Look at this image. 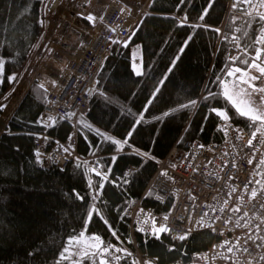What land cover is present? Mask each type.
Listing matches in <instances>:
<instances>
[{
  "label": "trees",
  "instance_id": "1",
  "mask_svg": "<svg viewBox=\"0 0 264 264\" xmlns=\"http://www.w3.org/2000/svg\"><path fill=\"white\" fill-rule=\"evenodd\" d=\"M233 3L151 0L125 42L114 43L98 74L88 111L76 126L78 154L88 163L89 159L90 163L98 161V171L104 176L96 175L80 160L66 169H48L38 161L35 134L46 132L66 141L74 129L62 119L48 127L39 123L48 90L37 79L32 80L0 134V264H57L69 239L82 231L85 237L97 235L104 245L126 248L131 254L113 253L121 259H113L111 264H138L136 256L142 263L139 254L155 264H200L192 254L208 247L213 240L210 232L188 235L178 243L161 234L159 239L152 233L137 234L134 244L124 212L143 196L158 164L178 141L220 143L224 122L248 132L255 130L222 97L202 100L209 91L221 92L216 78L224 76L229 58L235 57L233 46L239 45L237 55L245 50L254 55V46L262 48L254 45L264 26L253 18L258 9L238 5L234 11ZM50 4L51 0H0V57L6 61L0 93L7 77L19 72L34 54L44 32V11L53 12ZM244 7L253 17L239 10ZM233 37L238 38L236 42ZM136 62L139 75L134 69ZM234 66L246 67L239 61ZM191 100L198 101L195 107H180ZM212 107L228 110L230 120L218 118L210 111ZM2 112L0 108V117ZM142 112L143 121L135 126L128 144L117 151L112 140L127 138ZM130 166L133 172L128 175ZM142 204L162 216H167L171 207L170 202H158L150 191ZM93 208L99 215L93 212L89 220Z\"/></svg>",
  "mask_w": 264,
  "mask_h": 264
},
{
  "label": "built area",
  "instance_id": "2",
  "mask_svg": "<svg viewBox=\"0 0 264 264\" xmlns=\"http://www.w3.org/2000/svg\"><path fill=\"white\" fill-rule=\"evenodd\" d=\"M58 2L51 0V8L56 9ZM142 10H146V5ZM139 19L140 15H134L121 1L112 0L101 27L87 33L81 58L69 64L57 90L47 93L39 123L48 127L62 119L71 123L74 131L66 141L46 132L35 134L36 153H40L37 159L44 167L66 169L77 160L88 162L77 151V122L88 111L90 96L113 41L125 42ZM261 46L264 48V44ZM239 52L237 47L231 48L233 56ZM220 129L224 135L222 142L204 145L198 140H186L182 144L178 141L158 164L143 196L150 191L158 202H170L168 219L144 206L143 196L131 203L124 217L129 221L132 243L135 244L137 234L152 233L154 218L156 227L165 225L170 229L161 235L173 243L180 242L181 235L210 232L213 240L208 247L192 254L193 260L200 264H264L261 259L264 257V207H261L264 205V164L261 163L264 136L257 133L252 146H248L252 131L229 122L222 123ZM64 148H69V152ZM91 164L96 171L101 166L98 161ZM132 172L130 166L126 173ZM253 189L257 193L255 198H251ZM145 220L148 222L144 223ZM140 228L144 231H138ZM228 248L232 251L228 252Z\"/></svg>",
  "mask_w": 264,
  "mask_h": 264
},
{
  "label": "snow or ice",
  "instance_id": "3",
  "mask_svg": "<svg viewBox=\"0 0 264 264\" xmlns=\"http://www.w3.org/2000/svg\"><path fill=\"white\" fill-rule=\"evenodd\" d=\"M183 3V0H181ZM238 5H246L249 7H252L253 9H259L264 8V0H234L233 3V10H237ZM211 7V5H209ZM244 15L253 17V13L248 11L247 7L240 8L239 9ZM205 14H207V9L205 10ZM204 18L203 15L200 16V19L202 20ZM254 19H258L259 21L264 22V13H260L259 11H256ZM87 21L94 22L95 17L93 14H88L84 17ZM103 19V17H101ZM187 18L185 17V20ZM41 23H43L41 21ZM181 26H183V22L181 23ZM219 33V29H216ZM239 31V29H237ZM227 39V37L225 38ZM237 37H233V42L237 41ZM114 43L116 41H113ZM256 44H264V26L261 27L259 36L255 39L254 45ZM237 48H239V45L237 44ZM242 56H246L247 59H243ZM239 61L241 64L246 65L245 68H241L238 66H234L236 62ZM5 59L0 57V76H2L5 73ZM255 70L259 73V75H253L251 74V70ZM137 75L140 74L139 71L136 73ZM239 74V75H237ZM15 75H10L7 77L9 82H12L15 80ZM231 78V79H227ZM258 80H264V48L261 47H255L254 46V55L249 52L248 50H245L242 54L237 55L235 57L229 58V64L225 66L224 68V76L220 77L218 76L216 78V82L221 88L220 93H213L212 91H209L207 95L202 97V100L208 101L211 99H215L217 96L222 97L225 102L230 105L231 109L235 110V113L238 114L240 117L246 118L250 122V126L254 127L255 130L251 133V138L247 141L248 146H252L253 140L256 139L257 133H260L262 136H264V111H261L259 108H257L253 102H252V94L255 92L264 93V87H258L254 82ZM246 86V87H245ZM43 87V85H41ZM251 89V91H249ZM158 91V89H157ZM151 101H149V104ZM198 101L191 100L187 104H183L180 107L181 108H190L195 107L197 105ZM261 103L264 104V97H261ZM3 106H0L2 108ZM144 111H147V108H145ZM211 112L215 113V115L220 118L223 121H229L230 115L229 111L225 109H220L216 107H212L210 109ZM165 115H168V113H165ZM144 116L143 112L140 114L139 118L136 120L135 125L133 126V129L130 130L127 134V138H125L123 141L120 140H112V143L117 146V151L123 149V147L128 144V139L131 138L133 131L135 130V126L139 125L141 121H143ZM47 126V125H46ZM98 135H103L102 133H99L97 130ZM71 139V137H69ZM106 139L111 140L110 137H106ZM65 152H69V148H64ZM144 155H147L146 153ZM37 158H39L40 153H36ZM117 158L115 156L112 157V160L115 161ZM249 163L251 164L252 161L249 160ZM262 164H264V160L261 161ZM92 171H96L95 169H92ZM166 174V173H163ZM96 175L98 176H104L106 174H102L100 172H96ZM89 186H91V181H89ZM102 187V185H101ZM257 195L256 190L253 189L251 193V198H255ZM77 198L83 200V197L79 196L77 193ZM95 199V197H93ZM261 207H264L262 205ZM143 211V209H141ZM234 211H239V209H234ZM93 212H96L97 215L99 213L96 209H91L88 212V219L91 220L93 216ZM164 220H167L168 217L165 216L163 218ZM148 221L145 220L144 223H147ZM105 224H107V221H105ZM109 227H111L109 225ZM259 227V226H257ZM138 231H144L143 228L138 229ZM170 229L167 228L165 225H161L159 227H156V221L153 218L152 219V235L155 236V238L159 239L160 234H163L165 232H169ZM112 235L115 236V231L112 232ZM85 232H81L78 237H72L67 242L68 246H65L63 250L59 254V258L57 260V264H61L62 261L70 260L72 257H75V259L72 261V264H84V261H89L90 264H111V261L109 258L114 259L115 261H119L121 259V256L119 255H113V253H123L125 255H131L130 253H127L125 249L118 248L114 245H104L103 241L99 236L93 235L88 238V240L84 239ZM180 240L186 239V236L181 235L178 237ZM227 243V242H226ZM232 248H228V252H231ZM245 252H247V248L244 249ZM226 259L228 257H225ZM261 259H264L262 257ZM145 264H148V262H145Z\"/></svg>",
  "mask_w": 264,
  "mask_h": 264
},
{
  "label": "crops",
  "instance_id": "4",
  "mask_svg": "<svg viewBox=\"0 0 264 264\" xmlns=\"http://www.w3.org/2000/svg\"><path fill=\"white\" fill-rule=\"evenodd\" d=\"M111 1L112 0H109L107 6L105 7V10L100 15V17H98V20L96 21V23H94L92 21H80L79 20L80 17L84 18V16H82L83 10H81V6L83 5V1L81 4L79 0H59L58 7L56 9H53V12L45 9L44 14H43L44 15V32L42 34V37L39 40V43H38V45L34 51V54L31 55L28 58L27 62L25 63L26 69L24 71L20 70L19 72L14 74L16 79H19V80L17 81L16 84H14V86L12 88L13 90H11L10 86L6 89H2V91L0 93V106L3 104L4 101L12 98L13 95L16 93V91L18 92V90L23 91L21 94L23 96V94L25 93V91L27 90L28 86L31 83V82H29L31 77H32V79H37L41 84H42L41 76L48 77V75L46 73H43V70L48 69V67L43 68V66L45 64H47L48 53L50 54V49H51L50 47L54 48L53 46L55 45V42L52 41L53 39H55V37L53 35H51L52 33L58 32V30L61 31L62 28H60V26H63V28H66L64 26H67V28H66L67 31H68V28H70V27H77L83 32V34L86 38L87 33L93 31L96 28L101 27V22H102L101 17H103V15L105 14V12H106ZM123 1L127 3V5L129 6V9H131L133 13L134 12L137 13V12H139V10H142V8H143L142 5H141L142 7L140 6L138 8V6L136 5V2H134V0H122L121 2L124 3ZM132 3L135 4L134 7L131 6ZM258 11L261 13H264V8H259ZM62 15H64L65 18L62 19ZM64 24H67V25H64ZM67 31H65V32H67ZM84 40L82 41L81 44L79 43L78 48L74 52V54H75L74 57L71 58L69 60V62L66 64L65 72L63 74H61L60 78L58 80H54V79L50 78L49 81L52 82L54 88L52 90H48V92L57 90L59 83L61 81V77L68 73L70 61L76 57L78 58V56L81 52ZM66 43H67L66 41H62L61 43H58V48L65 47V48L69 49L68 47H66ZM35 66H36V68H34ZM32 71H35V72L33 73ZM25 84H27V85L23 86ZM23 88H24V90H23ZM21 95H20V97H21ZM18 101H20V98L17 100V103L15 104V106H17ZM13 111H14V109L12 110V112ZM7 121H8V119L6 120L5 124H7ZM5 129H6V126H5V128H1L0 134L3 133L5 131Z\"/></svg>",
  "mask_w": 264,
  "mask_h": 264
},
{
  "label": "rangeland",
  "instance_id": "5",
  "mask_svg": "<svg viewBox=\"0 0 264 264\" xmlns=\"http://www.w3.org/2000/svg\"><path fill=\"white\" fill-rule=\"evenodd\" d=\"M79 1H80L81 4H82V1H83V5H84V6L83 5L81 6V10H83L82 16L85 17L88 14H93V16L95 17L94 23H96V21L98 20V17H100V15L103 13V11L105 10V7L107 6V4L109 2V0H79ZM120 1H122V0H120ZM134 2H136V5L138 6V8L141 5L143 7L146 5V8H147V6L149 4L148 0H134ZM123 5L128 6L126 2H124ZM134 5H135L134 3L131 4L132 7H134ZM128 8H129V6H128ZM146 10H139V12H137V13H135V12L133 13L132 10H131V12L134 15H140V18H141V16L144 14V12ZM79 20L83 21L81 18ZM64 25H67V24H64ZM101 25H102V22H101ZM64 27L67 28V26H64ZM60 28H62L61 31L58 30V32H54V33L51 34V35H53L55 37V39L52 40V41L55 42V45L53 44L54 48L50 47L51 48L50 49V54L48 53V57H47V65L48 66H46V67H48V69H44L43 70V73H46L48 75V77L41 76L42 85L47 90H52L54 88L52 82L49 81L50 78H52L54 80H58L60 78L61 74H63L65 72L66 64L69 62V60L71 58L74 57V55H75L74 52L78 48L79 43L81 44L82 41L84 39H86L84 34H83V32L77 27H70V28H68V31L66 30V28H63V26H60ZM65 31H67V32H65ZM62 41H66L67 42L66 43V47H68L69 49H67L65 47L58 48V43H61ZM82 48H83V45H82ZM139 50H140V46L137 45L136 46V53H139ZM81 51H82V49H81ZM81 54H82V52H80L78 58L76 57V58L72 59L70 61V64H71V62L73 60H79L81 58L80 57ZM137 64H138V62L134 63V69H135L136 72L137 71L141 72L140 67ZM46 67H44V68H46ZM25 69H26V64L23 66V68L21 70L24 71ZM251 74L259 75V73L256 72L254 69L251 70ZM237 75H239V74H237ZM18 80L19 79L15 78V80L12 81V82L8 81L7 83L4 84L3 89H6V88H8L10 86L11 90H13L12 88H13L14 84L17 83ZM32 80L33 79L31 77L29 82H32ZM254 83L258 87H264V80H258V81H255ZM26 85L27 84H25L23 86H26ZM23 90H24V88H23ZM249 91H251V89H249ZM22 92L23 91H21V90H18V92L16 91V93L13 95L12 98L4 101L3 104L1 105V106H3L2 107L3 108V112H2V115L0 117V129L1 128H5V126H6L5 122L9 118V116L11 115L12 110L16 108L15 104L17 103V100L19 98L21 100V98H22V95H21ZM20 95H21V97H20ZM261 97H264V93L255 92V93L252 94L251 99H252L253 104L257 108H259L261 111H264V104L261 103ZM19 102L20 101H18V103ZM88 165H89V168L92 170L93 164L90 163V159H89ZM100 167H99V170L101 171ZM100 171H96V172H100ZM107 179L108 178L105 177V180H107ZM89 237H91V236H86V237H84V239L88 240ZM141 254H143V253L141 252ZM72 258H73V260L75 259V257H72ZM136 259H137L138 264H142V263L145 264V262H148V264H155L154 261H152L151 259H149L148 257H146L144 255H142V258H141L142 259V263H141L140 259L137 256H136ZM135 264H136V262H135Z\"/></svg>",
  "mask_w": 264,
  "mask_h": 264
}]
</instances>
